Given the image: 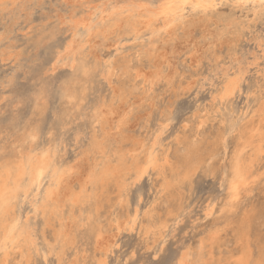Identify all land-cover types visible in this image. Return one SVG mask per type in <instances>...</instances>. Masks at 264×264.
<instances>
[{"label": "rangeland", "instance_id": "1", "mask_svg": "<svg viewBox=\"0 0 264 264\" xmlns=\"http://www.w3.org/2000/svg\"><path fill=\"white\" fill-rule=\"evenodd\" d=\"M80 1H85V7ZM115 1L124 0H0V167L20 156L47 151L61 166H73L77 186L76 174H84L93 163L100 167L99 163L107 161L114 166L115 152L126 153L136 141L147 146L154 141L160 161L167 154L170 164L161 176L157 170H149L137 179L125 176L121 186L115 181L121 182L122 176L97 182L92 191L88 185V192L79 194L77 204L71 207L65 203L52 212L46 208L44 213L38 203L35 206L31 195L18 199L14 214L26 224L32 243L14 246L6 264H177L184 254H188L187 264H235L245 255L249 264L260 262L264 254V135L260 143L256 141L262 143L263 152L256 156L254 151L256 158L253 153L249 158L252 178L241 190L239 202L231 209L226 203L231 163L241 151L240 142L249 123H257V117L264 113V12L255 18L248 15L245 21V12L240 14L239 9L226 4L218 6L216 14L224 19L235 17L246 27L241 35L231 27V34L214 42L212 31L221 24L214 28V19L208 20V33L195 26L194 37L190 36L200 45L195 61L191 60L189 44L187 48L173 47V40L165 36L163 41L169 45L164 51V73L150 88L146 79H154L150 74L156 63L141 52L142 42L130 39L123 28L107 36L109 43H118L117 50L96 47L99 59L86 47L84 57L77 56L74 67L69 58L56 61L73 34L69 18L96 12L101 5L110 6ZM178 31V41H185V31ZM106 61L112 66L109 73L103 71ZM136 63H140L137 69ZM135 84L137 88H133ZM67 85L72 88V97L63 93ZM137 94L141 95L135 101ZM118 104H124L129 116L113 134L104 120ZM95 139L104 144V153L94 150ZM130 218H135L131 229H117L118 221L130 222ZM60 224L68 226L66 235L72 245L67 243L70 246L66 248L54 237ZM100 234L112 237L102 250L94 245L95 236ZM201 246L203 253L198 254Z\"/></svg>", "mask_w": 264, "mask_h": 264}, {"label": "bare ground", "instance_id": "2", "mask_svg": "<svg viewBox=\"0 0 264 264\" xmlns=\"http://www.w3.org/2000/svg\"><path fill=\"white\" fill-rule=\"evenodd\" d=\"M79 4L81 6H84L85 1H80ZM224 4H226L228 6L230 5L233 9L234 8L239 9L241 12L240 14L245 12V15L243 14L244 15L243 18L245 21L249 19L248 15L252 16V18H255V17H257V15L264 12V0H124L121 3L119 1H115V3L113 5H110V6H106L105 4L101 5L100 7L96 8V9H98L96 12H93V13L88 12L87 14L82 12L83 15L77 16L76 18H69V22L71 23V27H72L71 29L73 31V34H72L71 38L63 45L61 52H59V54L57 55L56 61L63 60V58H69L72 60V63L70 65L72 67H74L73 64L76 61L77 56L79 58L84 57L86 47H89V50L94 54L93 58L99 59L100 56L98 54V50L96 49V47L100 46V45H105L108 48L111 47L112 50H114V49L117 50L118 43L117 44L109 43L108 42L109 38L107 36L111 35L110 33H112V34L116 33L120 28H123V29H125V33H127V34L130 33V36L132 37L130 39H134L137 41L139 40L140 42H142L141 46L142 45H144V46H142L141 52L143 54L147 55L150 59H152V60L154 59L153 62L156 63L155 71L153 69L154 73L152 74L150 72L151 73L150 75L154 76V77H152L154 79H151L149 77H148L149 79H146V81L148 83H150L149 84L150 88H152L156 79L159 76H161L162 73H164L162 71V68H163L162 63H165V61H166V57L164 56L165 55L164 51H166V47L169 45L168 42L170 40H173V42H174L173 47H175V45L176 46L180 45L182 48H187V45L189 44L190 50H191L190 51L191 60L195 61V58H197L196 54L199 52V48H200L199 47L200 45L198 44V42L191 41L192 38L190 37V36L194 37L192 34V31H193L195 26H201L203 28L202 30L204 32L207 31V33H208V30H207L209 27V25H207L208 20L214 19V25H215L214 28L218 27L219 24H221V26H222L221 28H216L214 31H212V38H213L214 42H221V40L223 39L225 34L230 33L229 31L231 30V27H233V29L237 30V32L240 33L239 35H241L243 33L246 26L242 25L241 22L235 21L236 20L235 17H230L228 19H224V18L220 17V15L216 14L217 10L219 8L218 6L224 5ZM228 6H225V7L227 8ZM227 10H229V9H227ZM239 10H237V11H239ZM232 12H234V11L232 10ZM237 14H239V12H237ZM93 16H95V17H93ZM210 23H211V21H210ZM180 29H181V31L182 30L185 31V35L187 37L185 39V41H178V38H179L178 34L179 33H177V31ZM78 30H80L81 33H79ZM195 34H196V32H195ZM232 34H233V32H232ZM165 36H167L169 38V39L167 38L169 40L168 42L163 41V38ZM189 37H190V39H189ZM179 40H181V39H179ZM187 40H189V42H187ZM130 41H132V40H130ZM184 42H185V44H183ZM135 49H137V48H135ZM160 51H161V53H160ZM109 52L111 53V51H109ZM173 52H174V50H173ZM132 53H133V51H132ZM100 54H102V52ZM137 54H138V52H137ZM133 55H136V54H133ZM127 57H129V56H127ZM135 57H137V56H135ZM138 58H140V56H138ZM129 59H131V57ZM131 60L133 61L134 59H131ZM94 61H95V59H94ZM131 63L133 64L134 62H131ZM110 64H111L110 61L104 62V70L103 71L109 73L111 70L110 68L112 67ZM139 64L140 63H136V66L137 65L139 66ZM196 64H197V62H196ZM152 65H153V63H152ZM138 66L136 67V69L138 68ZM133 67H134V65H133ZM133 67L131 68L132 70L135 69ZM153 68H155V67H153ZM144 69H147V67ZM119 72H120V70H119ZM116 73H118V70ZM116 73H115V75H116ZM133 74H131V75H133ZM136 75H137V73H136ZM147 75H149V74H147ZM141 76H143V75H141ZM109 77H111V76H109ZM137 79H139V78H137ZM139 80H140V84H142L141 79H139ZM139 80H138V82H139ZM115 82H116V80L114 81V83ZM159 83H161V82H159ZM231 84L232 83H230V85L228 86V89L231 88ZM235 85H236V83H235ZM125 86H127V85H125ZM190 87L191 86H189L188 88H190ZM133 88H137L136 84H135V87H133ZM186 88H187V86L184 89L186 90ZM85 89H86V87H85ZM141 89H142V87H141ZM226 89H227V87H226ZM133 90L137 91V89H133ZM63 93H65V95L67 97L73 96L72 88H70L69 85H67V87L63 90ZM225 94H226V92H225ZM109 95L110 94L107 95L108 96L107 99L110 97ZM140 95L138 96V94H137V98H134V100L138 99V97H140ZM142 96H144L143 93L141 95V98H142ZM132 99H131V101H134ZM149 101H151V100H149ZM148 103L150 104L151 102H148ZM123 105L118 104V106L116 108L108 111L107 116L105 117L104 122L106 123V126H109L108 131L112 132L113 134L120 131L121 127L125 123V120L127 119L128 114L125 113L124 108H126V107L123 108L122 107ZM103 106H105V105H103ZM152 107H153V105H152ZM257 118H258L257 123H254V122H251L252 124L249 123L248 131H247L246 135L243 138L241 135L239 137L240 139L242 138V141L240 142L241 151L239 154L237 153L235 159L231 163L232 178L229 180L228 187H227V190H228V192H227V203H226V205L228 206L227 209L234 208V206L239 202L240 197H241L240 196L241 190L243 189V187H245L247 184H249L250 178H252L250 173H251V167H252L253 162L249 163V161H252V158L249 159L251 154L255 151L254 153L257 156V155H259V152L262 151V149H264V146H263V148L261 146V144L264 142H262L261 144H257V142H259V143L261 142V140L263 139V135H264V133L262 132V127L264 125L263 124L264 113H262L261 116L259 115ZM255 119H256V117H255ZM200 120H201V117H200ZM128 122H130V121H127V123ZM198 126H200V125H198ZM94 127H96V126H94ZM263 129H264V127H263ZM105 135H107V134H105ZM48 136H50V135H48ZM174 136H176V135H174ZM212 140H214V139H212ZM154 144L155 143L153 141L150 146H147V144L144 142L136 141L132 144L131 148L126 153H122L121 151H116L115 152L116 164L114 166L111 165V167L113 166L112 168L110 167V165L108 164L107 161L102 162V164L99 163V165H101L100 167H98V165H97L98 163H93L91 166L89 165L88 170L86 172H84V174L83 173L82 174H80V173L76 174L75 179L78 180L77 186H76V183L74 184V182H73V180H74V178H73V176H74L73 166H70V165L69 166H67V165L61 166L60 164H58L55 161L54 156L52 154L48 153L47 151L46 152L42 151V152H40L38 154H34V155L26 154L23 158H21V156H20V159H17L16 161H13L7 165L1 166L0 167V264H6L7 255L9 254V251L11 249H13L14 246L26 247L32 243V239H30V237H29L30 235L28 234L29 232H27L26 224L20 223L14 214V208H15V205L17 204L18 199L21 198V199L25 200L31 195V197L35 201V203H34L35 206L39 204L42 208H44L43 209L44 213H46L47 212L46 208H49L52 212V211L58 209L59 207H62L63 204H65V203H68L71 207H73V205H75V204H77V202H79L78 201L79 200V197H78L79 194L81 196L86 195V193L88 192V185H89V187L91 186V191H92L94 184L97 182H101V181L104 182V180H107V179L111 180V178H116L117 180H119L120 177L122 176L121 182L115 181V179L112 180V181L118 182L121 186L122 184H124V180H125L124 177L125 176L131 174L132 176H134V179H137V178H140L143 174L147 173L149 170H157L158 171L157 173H159V175L161 176V174H163L165 172L164 171L165 167L166 166L168 167V165L170 164L169 158H168L167 154H165V155L162 154L163 158H162V161H160L161 159H159V156L157 153L158 151H156ZM103 145H102V143L97 141V139L93 140V142H92V146L94 147V150H96V152H98V153H100V152L104 153L105 150L103 149ZM223 146H224V144H223ZM229 146H230V144H229ZM208 148H209V146H208ZM224 148H226V147H224ZM260 148H262V149L260 150ZM193 149H194V147H193ZM211 149H213V148H211ZM211 149H210V151H211ZM246 151H250V153L246 152ZM141 152H144V154L142 155V158L139 159V155L142 154ZM236 152H237V150H236ZM254 153H253V156H255ZM234 154H235V152H234ZM225 156H226V154H225ZM256 156L254 157V159L256 158ZM257 158H259V157H257ZM127 160L130 162V164H129L130 166L127 165V163H126ZM224 160L225 159H223V161ZM57 161H58V159H57ZM93 161H95V159H93ZM178 163H181V162H178ZM261 163H259V164H261ZM132 164H137V166L131 167ZM262 167L264 169V166H262ZM226 168L227 167H225V170H227ZM254 169L256 170V168H254ZM211 172H213V171H211ZM253 173H254V171H253ZM182 176H183V174H182ZM220 177H221V175H220ZM164 178H166V177H164ZM190 179H191V177H190ZM128 180H130V179H128ZM220 180H221V178H220ZM183 182H184V179H183ZM191 182H190V184H191ZM106 186H108V185H106ZM190 186H192V185H190ZM76 187H77V189H76ZM115 187H117V186H115ZM123 194H125V193L123 192ZM160 195H161V193L159 194V197H160ZM163 195H165V194H163ZM88 197H89V195H88ZM123 198H124V196H123ZM111 199H113V198H111ZM97 200H99V199H97ZM93 204H92V206H94ZM114 206H115V204H114ZM103 207H106V205L105 204H104V206L101 205V208H103ZM101 208H99V210ZM96 209H93V211H95V213H96ZM99 210H97V211H99ZM102 210H104V209H101V211ZM101 211H99V212H101ZM102 212H104V211H102ZM38 213H40V212H38ZM47 214H49V213H47ZM71 215H72V212H71ZM52 216H54V214ZM262 216H264V214ZM262 216H261V218H262ZM73 217H74V215H73ZM126 217H128V216H126ZM51 219H53V218H51ZM124 220L122 221V219H121V221H118L117 224L114 223V225L116 224L117 229H121V228L131 229L132 228L134 221H135V218H132V219L130 218V220H129L130 222H125ZM248 223H249V221H248ZM104 224H105V222H104ZM104 224H102V226L105 227ZM67 227H63L60 224L58 232L56 233V236H54V237L58 238V240L61 243L60 247H62V248L63 247L66 248L65 245L70 246L67 243L72 245V243H70L71 240L68 241L69 235H68V237L66 235V231L68 230V229H66ZM163 227H164V224H163ZM43 228H44V226H43ZM112 228H114V227H112ZM151 229H152V227H151ZM48 232H51V230ZM48 232L46 231V233H48ZM112 233H113V231H112ZM253 233H255V232H253ZM148 234H149V232H148ZM46 236H47V234H46ZM49 236H51V235H49ZM37 239H39V238H37ZM52 239H54V238H52ZM95 239L97 241L96 242L94 241V245L96 243V246H97L96 248H98L99 250H102L104 247H107L109 245V242L110 243L112 242L111 241L112 237L110 235L103 236L100 234V235H97V238L95 236ZM212 239L213 238H211V242H212ZM49 240H50V238H49ZM54 245H55V243H54ZM94 245H93V247H94ZM199 248H200V251L198 254L203 253L204 247L201 246ZM33 249H34V247H33ZM58 249H59V247H58ZM60 251H63V249ZM193 252L195 253V251H193ZM63 253H64V251H63ZM207 253H208V256L210 258H212L211 250L208 249ZM220 253L222 255V252H220ZM220 253H219V256H220ZM86 254H87V252H86ZM190 256H192V255L190 254ZM192 257H191V260H192ZM259 259H260V262H255V263L256 264H264V254L263 253ZM9 260H11V259H9ZM101 260H102V258H101ZM187 260H188V254L181 255L177 260V264H187ZM58 261L60 262L61 260H58ZM73 261H74V259H73ZM95 261H97V260H95ZM231 261H232V259H231ZM249 262H250V260H249L248 256L246 257V255H245V257L239 258L235 264H249ZM98 263H100V262H98Z\"/></svg>", "mask_w": 264, "mask_h": 264}]
</instances>
